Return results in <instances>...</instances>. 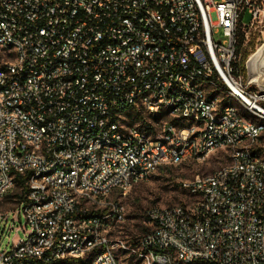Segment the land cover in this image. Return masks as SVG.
Instances as JSON below:
<instances>
[{
  "label": "built area",
  "instance_id": "built-area-1",
  "mask_svg": "<svg viewBox=\"0 0 264 264\" xmlns=\"http://www.w3.org/2000/svg\"><path fill=\"white\" fill-rule=\"evenodd\" d=\"M262 21L264 0H0V199L26 177L0 212V264H120L109 194L214 153L218 168L182 182L190 201L146 210L126 249L143 264H264V83L235 67ZM142 109L167 119L126 126Z\"/></svg>",
  "mask_w": 264,
  "mask_h": 264
},
{
  "label": "rangeland",
  "instance_id": "rangeland-1",
  "mask_svg": "<svg viewBox=\"0 0 264 264\" xmlns=\"http://www.w3.org/2000/svg\"><path fill=\"white\" fill-rule=\"evenodd\" d=\"M250 16L243 14L242 22H249ZM246 36H255V49L246 58V72L248 77H254L264 83V21L254 24L246 31ZM221 36H217L220 40ZM242 111V109H241ZM162 121L167 119L165 111L161 110L157 117L144 113L143 109L126 114L125 124L140 125L142 119ZM223 162L220 153L210 154L203 161L188 160L178 165H166L153 172L147 179L133 184L130 189L122 194L114 190L106 201L116 202L121 219L113 215L108 220L107 237L113 244L120 241L119 246L114 247V254L120 264H143L130 251L126 249L137 246L138 241L146 229L144 214L151 207L172 206L184 204L190 201V195L181 186L182 182L191 179L196 174H207L218 168ZM21 188L15 185L0 199V212L9 213L17 206L19 199L16 194ZM18 224V223H17ZM19 225V224H18ZM21 225L23 221L21 220ZM22 232L11 231L10 238H18ZM1 248H9L6 244L5 234L2 236ZM122 245L124 247H122ZM89 259V258H87ZM76 264V263H65ZM77 264H81L80 262Z\"/></svg>",
  "mask_w": 264,
  "mask_h": 264
},
{
  "label": "trees",
  "instance_id": "trees-1",
  "mask_svg": "<svg viewBox=\"0 0 264 264\" xmlns=\"http://www.w3.org/2000/svg\"><path fill=\"white\" fill-rule=\"evenodd\" d=\"M255 38H256L255 36H244L243 34H240V38L238 40L237 54L239 56V61L235 64V67L238 70V72L242 73L244 76L246 74L245 61L247 56L255 49ZM25 180H26L25 175L18 173L15 174L14 185L21 188V192L19 194H16L19 201L24 197L26 193ZM65 263L67 262L66 261H61V262L36 261L32 264H65ZM68 263H73V262H68Z\"/></svg>",
  "mask_w": 264,
  "mask_h": 264
}]
</instances>
